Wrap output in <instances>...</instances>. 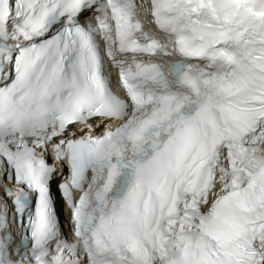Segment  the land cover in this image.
<instances>
[{
  "label": "snow or ice",
  "instance_id": "1",
  "mask_svg": "<svg viewBox=\"0 0 264 264\" xmlns=\"http://www.w3.org/2000/svg\"><path fill=\"white\" fill-rule=\"evenodd\" d=\"M0 264H264V0H0Z\"/></svg>",
  "mask_w": 264,
  "mask_h": 264
},
{
  "label": "bare ground",
  "instance_id": "2",
  "mask_svg": "<svg viewBox=\"0 0 264 264\" xmlns=\"http://www.w3.org/2000/svg\"><path fill=\"white\" fill-rule=\"evenodd\" d=\"M59 213H60V216H61V221H62V224L65 223V220L63 218V215H62V207H61V202H59Z\"/></svg>",
  "mask_w": 264,
  "mask_h": 264
},
{
  "label": "rangeland",
  "instance_id": "3",
  "mask_svg": "<svg viewBox=\"0 0 264 264\" xmlns=\"http://www.w3.org/2000/svg\"><path fill=\"white\" fill-rule=\"evenodd\" d=\"M54 183H55V181H54ZM63 212H64V211H63V208H62V215H64V216H65V215H66V212H64V214H63Z\"/></svg>",
  "mask_w": 264,
  "mask_h": 264
}]
</instances>
